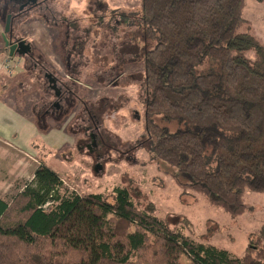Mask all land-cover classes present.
I'll list each match as a JSON object with an SVG mask.
<instances>
[{"label": "trees", "instance_id": "obj_1", "mask_svg": "<svg viewBox=\"0 0 264 264\" xmlns=\"http://www.w3.org/2000/svg\"><path fill=\"white\" fill-rule=\"evenodd\" d=\"M243 3L140 0L137 16L146 140L183 189L230 217L245 212L246 192H264V49L238 32ZM62 186L40 163L11 200L0 195V264H264V247L248 242L231 258L171 229L126 187L109 202L102 193L61 194Z\"/></svg>", "mask_w": 264, "mask_h": 264}, {"label": "rangeland", "instance_id": "obj_2", "mask_svg": "<svg viewBox=\"0 0 264 264\" xmlns=\"http://www.w3.org/2000/svg\"><path fill=\"white\" fill-rule=\"evenodd\" d=\"M3 1L9 11L21 12L9 26L16 29L20 23L14 33L28 47L29 59L20 75L27 76L25 83L32 89L26 92L31 99L40 90L47 94L45 81L51 69L65 75L66 68L81 80L71 81L76 88L66 83L68 88L84 98L80 105L74 100L71 104L69 98V105L63 103L68 108L61 114L49 110L42 104L47 98H41L32 113L51 135L30 129L27 138L19 139L16 129L14 138L25 145L21 148L26 153L1 145L0 195L4 199L11 200L43 163L62 178L61 194L102 193L113 202V189L126 187L140 208L163 218L171 229H180L196 242L214 244L231 258L243 255L248 242L264 247V192H246L245 212L230 217L194 191L183 189L175 178L176 169L155 159L144 130L146 91L142 65L137 61L139 49L144 51L146 43L137 24L140 0H35L32 8L26 0H0V5ZM45 2L49 9H42ZM243 18L238 32H246L264 49V0H244ZM4 43L0 38V45ZM47 45L50 48L45 50ZM41 48V54L37 53ZM247 56L254 58L251 52ZM14 79L12 105L24 111L25 100L18 98L19 78ZM92 91L98 95L94 101L89 99Z\"/></svg>", "mask_w": 264, "mask_h": 264}, {"label": "crops", "instance_id": "obj_3", "mask_svg": "<svg viewBox=\"0 0 264 264\" xmlns=\"http://www.w3.org/2000/svg\"><path fill=\"white\" fill-rule=\"evenodd\" d=\"M4 5H6V2L3 1V3L0 5V14L2 15V20L0 19V38L1 39H4L3 35H4V26H5V17L7 19L8 16L9 17L11 16L10 12H7L5 10ZM43 6H44V9H49V7H51L46 2L41 7ZM41 21L45 22L44 18ZM52 27L54 26H50L49 28L51 29ZM18 28H20V23H18L16 29H13V26H12L10 30V34L7 37L9 41H11L12 43H15L16 41L18 42L22 41L25 43V41L21 38V36L18 33H14L16 30H18ZM4 47H5V43L4 45H0V122H2L3 124L2 126H0V147L1 145H3L4 148L6 146H9V147L14 148V151H17L18 153H26V151L23 148H21V146H25V145L15 140L14 138L16 136V133H15L16 129L20 131L19 139L27 138L28 137L27 134L30 129H33L34 131L36 130V131L43 132L45 135L50 136L51 134L48 133V131H46L47 128L43 126L40 127V125L38 124V119L32 113V110H33L32 108L40 101L41 98H47L46 102L44 101L42 104H44L49 110L51 111L53 110L54 112L56 113L59 112V114H61L63 111H65V108H66V106L63 105V103L65 102L64 101L65 99L62 96L63 94L59 93L61 90H56V89L57 88L60 89V86L66 83L67 84L72 83L74 85V88H76L73 82L79 83L81 82V80H79L76 76H71L70 70L66 67L65 68H66V71H68V73H66L65 75H62V73H57L58 71L54 72V70L51 69L52 74H47L48 77L46 75V81H45V86H46V82L49 83L48 84L49 92L46 91L47 94L44 95L40 90V95L33 96V98L31 99L30 93L26 92V90L32 89L29 87L27 83H25L27 82L25 80L27 76L23 77V75H20L22 73V70H24V61L29 59L28 58L29 51L26 49L25 51L14 52L13 53L14 57L9 59L8 55H6V53L8 54V50H6V53H5ZM44 48L45 50H48L50 47L49 45H47V46H44ZM44 48L38 49L36 50V52L41 54L40 50H44ZM17 56H20V57H17ZM11 62H13V64L10 67L9 64ZM8 67L11 69L10 71L8 70ZM16 76H18L19 78L18 82L20 84L18 98L20 102H22L23 99L25 100L24 106L22 108L26 112L18 110L15 108L14 105H12L11 92H12V89H14L15 87L14 85L17 84L15 82L16 79L13 80V78H16ZM6 80H11V81L7 82ZM99 86L100 85H98V89H99ZM109 86L111 85L109 84L108 87ZM33 90H38V89L33 88ZM61 97L63 98L62 102L61 101L59 102V99ZM97 98H98V95L93 94V91H92L90 93L89 99L94 101ZM83 99L84 98L82 97V95L79 94V92H77V90L76 92L73 93V100L74 102H76V105H80L81 102L83 103L84 102ZM92 101L90 103H93ZM54 103L57 105L56 107H54ZM27 109L29 111H27ZM6 128H8V130L11 131L10 136L13 138H10L7 136ZM61 130H62V120L60 122V134H62ZM17 157L19 156L17 155ZM13 159L14 157H10V160H13Z\"/></svg>", "mask_w": 264, "mask_h": 264}, {"label": "flooded vegetation", "instance_id": "obj_4", "mask_svg": "<svg viewBox=\"0 0 264 264\" xmlns=\"http://www.w3.org/2000/svg\"><path fill=\"white\" fill-rule=\"evenodd\" d=\"M24 4H22V6H23ZM5 6V10L7 11V12H11L12 14H14V16H15V18H19V17H21V12H12V11H9L8 9H7V7H6V5H4ZM23 8V7H22ZM42 9H43V7H42ZM22 12H24V11H22ZM10 13V14H11ZM11 21V20H10ZM16 42H18V41H16ZM15 42V43H16ZM23 47V46H22ZM19 49H21V48H19ZM19 49H17V51L16 52H20V50ZM22 51V50H21ZM47 77H48V75H47ZM49 84V83H48ZM53 89V88H52ZM56 90H61L59 93L60 94H63L62 96H63V98L65 99L64 101L66 102V104H68L69 105V98L70 99H72V101H70L71 102V104H72V102H73V94L72 93H74L70 88H68V85L67 84H62L61 86H60V89H56ZM58 94V93H57ZM59 94V95H60ZM62 97L59 99V102L61 101L62 102V99H63ZM57 105L54 103V107H56ZM71 107V106H70ZM93 107H95V106H93ZM66 108H68V106H66ZM66 108H65V110H66ZM54 112V111H53ZM55 113V112H54ZM97 125V124H96ZM98 127V126H97ZM79 129H80V127H79ZM91 143H93V144H95L96 145V143L95 142H91ZM109 144H110V142H109Z\"/></svg>", "mask_w": 264, "mask_h": 264}, {"label": "water", "instance_id": "obj_5", "mask_svg": "<svg viewBox=\"0 0 264 264\" xmlns=\"http://www.w3.org/2000/svg\"><path fill=\"white\" fill-rule=\"evenodd\" d=\"M26 1L31 2V3H32V2H35V0H26ZM9 22H10V17L8 16V17H7V22H6V24H7V29H6V31H4V33H8L9 30H10ZM3 38H4V40H5V46H6V47L8 48V50H9V55H10V56H13V53L16 52L17 49H19V48H21V49H19L20 51H21V50H22V51H25L26 49H28L27 45H25L24 42H22V41H20V42H16V43H12L11 41H9V39H7V38L5 37V34L3 35ZM22 46H23V47H22Z\"/></svg>", "mask_w": 264, "mask_h": 264}]
</instances>
